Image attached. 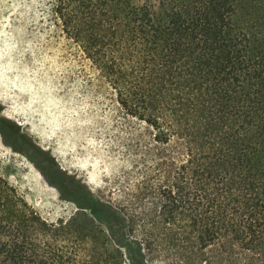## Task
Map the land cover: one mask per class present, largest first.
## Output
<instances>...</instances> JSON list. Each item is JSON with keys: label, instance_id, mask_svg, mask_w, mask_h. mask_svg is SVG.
Instances as JSON below:
<instances>
[{"label": "trees", "instance_id": "trees-1", "mask_svg": "<svg viewBox=\"0 0 264 264\" xmlns=\"http://www.w3.org/2000/svg\"><path fill=\"white\" fill-rule=\"evenodd\" d=\"M46 2L110 89L126 165L98 195L75 181L56 221L0 177V264H264V0Z\"/></svg>", "mask_w": 264, "mask_h": 264}, {"label": "rangeland", "instance_id": "rangeland-1", "mask_svg": "<svg viewBox=\"0 0 264 264\" xmlns=\"http://www.w3.org/2000/svg\"><path fill=\"white\" fill-rule=\"evenodd\" d=\"M47 7L0 0V177L56 221L77 210L75 181L98 195L125 167L126 134L110 89ZM96 215L115 231L108 214Z\"/></svg>", "mask_w": 264, "mask_h": 264}]
</instances>
